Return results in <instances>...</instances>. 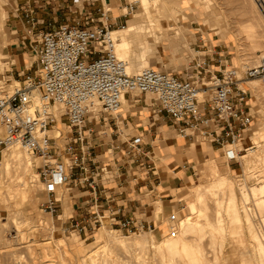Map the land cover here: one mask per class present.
Instances as JSON below:
<instances>
[{
	"label": "built area",
	"instance_id": "obj_1",
	"mask_svg": "<svg viewBox=\"0 0 264 264\" xmlns=\"http://www.w3.org/2000/svg\"><path fill=\"white\" fill-rule=\"evenodd\" d=\"M254 1L264 17V0ZM71 2L73 12H78L72 23L61 24L53 19L47 23L50 29L38 34L35 74L12 91H0V151L20 145L43 157L39 178L45 200L40 210L45 214L57 216L64 194L75 198L71 191L77 188L82 202L68 217L72 220L70 227L80 235H92L102 225L99 209L105 196L99 188L98 168L89 166L81 147L90 131L86 128L94 122L92 117L105 121L106 117L120 114L122 100L129 94H150L178 135L184 138L198 132L213 145L224 148L240 140L253 122L247 105L248 91L240 85L251 78L264 81V58L243 76L221 62L216 70L211 69L205 57L193 60L192 73L186 78L154 68L128 74L126 63L115 53L111 35L114 21H110L108 10L102 8L96 19L95 12L83 6V0ZM36 3L25 0L22 6L31 29L39 22L44 24L38 18ZM34 92L40 95L39 104L34 101ZM55 110L70 133L62 146L49 133L57 123ZM118 211H113L108 220L119 231L134 234L152 230L141 219L117 220ZM167 219L173 224L177 215L171 213Z\"/></svg>",
	"mask_w": 264,
	"mask_h": 264
},
{
	"label": "bare ground",
	"instance_id": "obj_2",
	"mask_svg": "<svg viewBox=\"0 0 264 264\" xmlns=\"http://www.w3.org/2000/svg\"><path fill=\"white\" fill-rule=\"evenodd\" d=\"M117 1L118 0H104L108 11L114 10L112 6L118 3ZM130 1L132 6L124 5L122 8V14L127 15L131 11L134 12L135 7H138L139 10L134 12L133 17L128 21V25L111 30V35L115 39V53L119 59L126 63V72L128 74H133L134 71L139 68L157 69V66L150 62V56L154 55L158 61H160L161 56L165 55L167 50L173 49L176 51L177 49L181 50L183 47L182 45L188 46L185 41V33L190 28L184 20L189 17L193 19V14L200 15L201 23L207 27H211L215 36H222L226 44H230L235 40L232 38V35L226 36L225 29L227 25L222 21L224 12L222 13L221 10H218L212 0ZM248 1L251 10L255 15L253 17H248L247 20L250 23L251 32L257 36L258 43L262 47L261 49H258L257 46L251 47V55L257 58L258 54H260V58H262L264 57V32H262L261 29L264 30V28L261 27H264V20H262V14L257 10L254 1ZM11 8L10 1H0V53L8 45V37L3 29L4 19L1 20V15H6L7 11ZM197 8L201 10L200 14L196 13L197 11L195 10ZM170 21H174V23L170 24ZM155 47L156 50L154 49ZM12 59L10 60V64L15 68L17 66V61ZM248 83L254 88L255 92L264 95V85L260 86L256 80H251ZM2 84L4 86V83L0 82V90ZM8 87H10L11 90L13 85L9 86L8 84L7 88ZM33 97L34 101L39 104L41 101L39 93L34 92ZM256 108V110L259 111L261 118L254 121L252 127L248 128V138L258 144L260 141H264V111L259 106ZM56 111L57 123L52 129H50L49 133L53 138L58 137L60 139L63 134L61 131L63 122L60 120V113L58 110H55V112ZM121 111L120 114L124 116V113H122L123 111ZM116 116H118V121L121 122L122 116H119V114ZM97 117L98 116H93L92 119L97 122ZM195 143L197 148L196 151L199 152V156L194 157L193 161L195 165L198 163L204 167L206 166L207 171L204 173L206 179L203 183L202 191L199 190L195 184H192L191 186L189 185L187 188L186 192L190 194L192 201H190L186 208H184V215L174 208L173 211L179 214V219L177 218L178 221L173 224L166 223L163 226L155 228L152 232H146V234L138 236L119 235V230L108 228V218L102 217V225L97 229L95 236L96 244L94 246L92 243L89 244L92 245L90 246L92 247L91 250H88V252L90 251V255H88L90 256V261L92 260L93 262L94 260L95 262V258L98 257L97 259L100 264H106L107 262L110 263L113 251H109V248H111L110 246L112 244L117 243V245L124 246L126 251L128 250L126 246L129 245H135L134 248L138 246L137 249H140L139 246L146 247V245H148L147 248H152L151 259L148 258L150 254H147V261L143 260L145 261L143 264H255V262L256 264H264L263 235L260 236L261 234H259V232L253 227L251 217L248 213L249 209H243L242 207L244 206L241 202L239 204L237 200L233 182L228 174V172L231 171L230 167L227 165L224 171L220 170L218 163L213 157H210L207 153H203L199 150V142L197 139L195 140ZM235 144L236 143L229 144L227 146ZM261 145L262 144L258 145L257 149L254 146H248L245 149L246 153L241 155L238 153L239 149H227L225 151V157L228 160L231 157L234 159L237 157L238 160H240L241 171L245 175L244 177L252 182L248 184V194L246 190H244L242 200L243 202L248 200L249 195L254 197L256 201L255 207L259 210L261 224L264 228V150L259 148ZM30 153L31 152L24 150L20 145H12L3 150L2 161L0 162V193L2 189L7 188V193L11 190L10 194H12V191H16L13 192L16 193L15 195L19 194V196H23L22 202H26L29 198L32 199V196L34 195L33 192L35 191L34 184L37 175L34 172L35 164ZM36 156L44 161L43 157L39 155ZM257 165L259 166L260 173L253 172V169L258 167ZM239 185H242V182ZM247 187H245V189H247ZM217 194H221V196H216ZM6 197H8V195ZM183 197L188 198L186 195ZM211 198L215 202L214 205H216L214 219L209 213L210 208L208 205V199ZM3 199V197L2 199L0 197V202H2ZM16 204H18V202ZM196 209H198L196 212L197 217L193 220L192 217ZM167 210L168 209L166 208L163 209L165 214L167 213ZM62 216H64V214ZM244 220L247 224H245V227L243 225ZM51 227L53 228V226ZM227 235H229V237H227ZM49 238L41 244H36L37 242L34 243L38 246L41 245L38 249L42 255L40 257L47 258L49 255L53 254V252L58 251L67 244L62 237L58 240ZM226 239L230 240L226 241ZM250 241L253 242V245L251 246L252 248L249 246ZM67 242H69L68 239ZM110 242L113 243L111 244ZM78 243L79 241L77 240L70 242L72 246H77L79 245ZM109 243L110 246L107 247ZM83 248L80 249V251L78 249V252H81V250H85L88 247ZM147 248H142V255L149 252V250L147 251ZM129 249H131V247ZM32 251L33 250L31 249V252ZM35 251L37 252V249ZM101 251L102 255L100 253ZM128 251L126 253H128ZM71 252H73V250ZM111 254V258L108 257ZM44 262L47 263L49 261L45 259Z\"/></svg>",
	"mask_w": 264,
	"mask_h": 264
},
{
	"label": "rangeland",
	"instance_id": "obj_3",
	"mask_svg": "<svg viewBox=\"0 0 264 264\" xmlns=\"http://www.w3.org/2000/svg\"><path fill=\"white\" fill-rule=\"evenodd\" d=\"M3 2V0H0ZM12 4V8L7 11L6 15H1V20H3V29L8 37V45L1 51L0 53V63H1V69H0V82L4 83V86L2 84L1 90L4 91H12L14 88L19 87L22 85L24 80L27 76L34 75L36 72V62H35V52L34 47L37 43L38 34L41 30H43L42 22H39L34 26V28L31 29L30 24H28L27 19L25 18L24 11L22 10L23 3L25 0H8ZM213 4L216 6L218 10H221L223 13L222 21L226 26V36L232 35L235 40L234 42L230 44H226L225 40L222 36H215L213 29L211 27H207L201 23V17L200 15H192L193 19L189 17L188 19L184 20L190 29L186 31L185 33V41L187 42L188 46H184L180 49H177L176 51L167 50L166 54L161 56V60L158 61V59L153 55L150 56L149 60L151 63L157 66V69L174 73L179 75L180 77H188L192 73V64L194 59H203L204 55L209 54L211 55L214 51L223 52L226 51V55L228 54L229 66L232 68H236L239 70L238 75L243 76L245 71L248 68L257 66L262 58H260V54H258V57L255 58L251 55V47L257 46L258 49H261V45L258 43L257 36L251 32L250 29V23L248 22V17H253L255 13L251 10V6L248 0H212ZM254 1V0H253ZM68 0H56V4H53V13L57 12L58 14V23H72L73 20L78 16V12H73L75 9L74 7L71 8V10L68 8L70 5L68 4ZM118 3L114 4L112 8L114 10L108 11L107 15L110 17V21L113 22L111 29H116L121 26H125L129 24V19H131L134 15V12H136L138 7H135L134 12L131 11L127 15L122 14V8L123 6H132L130 0H118ZM247 2V3H245ZM32 5L34 2H31ZM257 10L259 13H261L258 5L254 1ZM85 8L89 7V11L95 12L93 14L94 18H98L100 16V10L102 11V8L104 11L108 10L106 4L104 3V0H87L85 3ZM248 4V5H247ZM38 5V3H36ZM50 5L48 8L51 7ZM79 6L82 8V5L79 4ZM242 6V7H241ZM250 6V8H249ZM40 7V6H38ZM19 9L18 11L16 9ZM78 10V7H75ZM39 9V8H38ZM116 9V12H115ZM195 11L196 13H201V10L197 8ZM115 12V13H114ZM38 14V13H37ZM262 14V13H261ZM260 14V15H261ZM16 15V16H15ZM225 17V18H224ZM262 20H264L263 15H261ZM16 18V19H15ZM39 20H41V17L38 16ZM85 18V15H84ZM21 19V22H13L14 20ZM246 19V20H245ZM96 21V20H95ZM229 22V23H228ZM264 22V21H263ZM46 22V26H47ZM174 21H170V24H173ZM228 23V24H227ZM230 24V25H229ZM49 27V26H47ZM264 28V27H261ZM228 29V31H227ZM47 29L43 30L46 31ZM202 30V31H201ZM262 32H264L263 29H261ZM216 45V48L214 47ZM226 47H225V46ZM156 50V47L154 48ZM261 51V50H260ZM264 52V51H263ZM159 54V53H158ZM236 54V55H235ZM264 54V53H263ZM24 55V62L25 64H20L19 66H16L15 68L10 64V60L12 58L22 56ZM5 56V57H4ZM160 56V54H159ZM156 58V59H155ZM208 60H206L207 62ZM241 61V63H240ZM245 62V63H244ZM208 63V62H207ZM247 63V65H246ZM246 68H245V66ZM244 69H243V67ZM4 68V70H3ZM142 68L136 69L134 73L139 71ZM212 69V68H211ZM242 71V72H240ZM251 80H256V82L260 85H264V81L256 78L246 79L244 80L245 83H242L240 86H242L244 89H247L249 97L247 100V105L250 108V111L254 117L252 124L248 127H252L254 121L259 120L260 113L258 110H256V107H260L264 111V95H261L260 93L255 92L254 88L248 83ZM21 82V83H19ZM13 85V87L10 90V87L7 88V86ZM253 88V89H252ZM0 90V91H1ZM254 93V94H253ZM257 95V96H256ZM259 95V97H258ZM126 99L129 101L133 100H139L140 104H143L145 100H148V105L153 104L152 106L157 108V101L155 100L154 96L150 94H138V93H132L129 94ZM123 107L126 105V103L123 101ZM146 106V107H147ZM153 107V108H154ZM151 108V107H150ZM149 108V109H150ZM151 108V110H153ZM121 111V112H122ZM57 113V111H56ZM123 113V112H122ZM163 113H160V116H162ZM168 120V119H167ZM94 121V120H93ZM64 122V121H62ZM170 126L169 128L166 127L167 131L165 132L166 137H176L177 139H182L177 136V132L173 130V127H171L170 123H168ZM97 128L100 131H108L109 129L106 127L97 126ZM248 128L244 132L243 137L236 142L235 145L232 146H225L224 148L218 149L217 146H211L209 145V140L207 138H204L203 135H201L198 132L192 133V136L184 137V146L181 147L180 152L185 151H191L195 152L194 148L188 149L187 145L191 142H194L196 139L201 140L203 143L206 144L208 153L210 154V157H213L215 161L218 163V167L220 170L224 171L226 166L228 165L231 169V171L228 172L230 179L233 182V186L235 188L237 200L240 204L244 206L243 209H249L248 213L251 217V222L253 227L261 234L260 236L264 239V228L261 224V215L259 213V210L255 207V199L254 197H251L249 195V199L244 201L242 200V196L244 194V190H246L248 194V189L250 183H252L249 179L245 178L244 174L241 171V162L238 160L237 157L235 159H227L225 157V151L227 149L232 150H238V153L244 154L246 153L245 149L248 146H254L256 149L258 148V145L262 144L261 147L262 150H264V141H260L258 144L255 143L253 140H250L248 138ZM108 129V130H107ZM65 130H68L67 126L64 125L62 127V136L59 139L58 137L56 139V143L58 145H63L66 141L65 138L69 137L70 133H67ZM118 135H114L113 138L117 139ZM128 133H125L124 137L118 138L119 141H127L131 138ZM236 146V148H235ZM7 148V147H5ZM5 148L1 149L0 151V162L2 161V152L5 150ZM24 149V148H23ZM25 150V149H24ZM32 156V159L34 160V172L36 173V182L34 184L35 191L33 192L32 199L29 198L26 202H22L23 196H19V194L15 195L16 191H12V194L7 193L8 190L5 188L1 190L0 197L4 198L2 202H0V264H100L98 262V257H96L95 262L93 260L90 261V251L92 245L96 244V233L97 230L92 234H79L77 231H75L73 228L70 227V224L68 223V217L73 215V203L70 201V198L67 194V192L63 196L62 201V209L58 212L57 216H51L49 214L43 213L40 209L41 206L45 200V193L43 190V185L39 178V171L40 167L43 164V161L41 158L37 157L32 152L30 153ZM159 155V154H158ZM177 156V155H176ZM164 158V157H162ZM190 159V163L186 164V167L190 166V171L192 173V181L193 184L196 185V187L202 191L203 183L205 181V175L204 173L207 171L206 166L200 164H194V162ZM1 164V163H0ZM195 165V166H194ZM258 166V165H257ZM193 167V168H192ZM200 169V170H198ZM202 169V170H201ZM205 170V171H204ZM259 166L253 169V172L260 173L259 172ZM204 171V172H202ZM238 175V176H237ZM242 175V176H241ZM238 177V178H237ZM241 177V178H240ZM242 179V181H241ZM244 179V181H243ZM234 180V181H233ZM9 181V180H7ZM238 181V182H237ZM250 181V182H249ZM256 181V180H255ZM254 181V182H255ZM242 185H239L241 184ZM257 182V181H256ZM235 183V184H234ZM245 183V185H244ZM187 181L184 186H186ZM248 185V187H247ZM242 186V187H241ZM37 187V188H36ZM247 187V189H245ZM5 190V191H4ZM3 191V192H2ZM3 193V194H2ZM8 197H6L7 195ZM14 194V195H13ZM10 195V196H9ZM182 195H186L188 198L183 197V200L177 204V208L181 209L182 215L185 213L186 206L190 203L191 197L188 192H186V189H181L178 191L177 198H181ZM216 196H221V194H217ZM215 196V197H216ZM175 197V198H176ZM190 197V199H189ZM12 198V199H11ZM8 199V201H7ZM252 199V200H251ZM254 199V200H253ZM177 200V199H176ZM241 200V201H240ZM4 201V202H3ZM11 201V202H10ZM33 201V202H32ZM18 202V204H16ZM20 202V203H19ZM10 203V204H9ZM215 202L213 199H208V205H209V213L211 214L212 218L215 215V208L216 205H214ZM254 206H253V205ZM7 205V206H6ZM9 205V206H8ZM18 205V206H17ZM20 205V206H19ZM153 205V202H152ZM20 207V208H19ZM255 208V209H254ZM68 211V212H67ZM141 214L139 217L145 218V212L144 210H140ZM198 209L195 210V213L193 215V220L197 217ZM250 211V212H249ZM64 216H62L63 214ZM67 212V213H66ZM257 212V213H256ZM66 213V215H65ZM71 213V214H70ZM172 213H175L174 211ZM62 214V215H60ZM69 214V215H68ZM176 215L178 213H175ZM152 218H154L153 212H151ZM177 218L179 219V214L177 215ZM17 219V220H16ZM177 219V221H178ZM214 219V218H213ZM253 219V220H252ZM167 215L164 213L158 214V220L156 223L155 228H158V226H162L166 223H169L167 221ZM24 221V222H23ZM17 222V223H16ZM48 222V223H47ZM40 223V224H39ZM44 223V226H43ZM59 225V228H57V225ZM246 221L244 220V227H245ZM53 226V228L51 226ZM107 225L110 229H117L115 226H111L109 223V220L107 219ZM247 225V224H246ZM43 226V227H42ZM61 226V227H60ZM17 227V228H16ZM38 227V228H37ZM101 227V226H99ZM98 227V228H99ZM97 228V229H98ZM230 229V228H229ZM154 230V229H152ZM152 230L143 229L140 232L137 233H126L124 231H119V235H125V236H138L146 234V232H152ZM77 236H76V235ZM52 238L54 240H58L61 237L64 238L65 242L67 243L64 247L59 249L58 251L53 252V254L49 255L47 258L40 257L42 256L39 252V246L41 245H35L41 244L48 240V238ZM229 237V235H227ZM226 237V238H227ZM49 238V239H50ZM67 239L69 242H67ZM77 240L79 241V245L72 246L70 242ZM230 239H226L228 241ZM31 242V243H30ZM33 242V243H32ZM111 244L113 242H110ZM110 243L107 245L110 246ZM115 243V242H114ZM251 243V244H250ZM253 242H249V246L251 247ZM28 245V246H26ZM30 245V246H29ZM35 246V247H34ZM38 248H37V247ZM86 248L85 250H81V252H78V249H82L83 247ZM117 243L112 244L109 248L113 254L108 256L112 260L110 263H118V264H143L145 261H147V254H150L148 258L151 259V253L152 248L141 247L140 249L134 248L135 245H129L126 246L128 253H126V248L124 246H120ZM27 247V248H26ZM67 247V248H65ZM82 247V248H81ZM122 247V248H121ZM131 247V249L129 248ZM35 248V249H33ZM70 248V249H69ZM83 248V249H84ZM142 248H147L146 254L142 255ZM252 248V247H251ZM31 249L33 250L31 252ZM37 249V252L35 251ZM69 249V250H67ZM29 250V251H28ZM66 250V251H65ZM73 250V252H71ZM87 250V251H86ZM124 250V252H123ZM70 251V252H69ZM75 251V252H74ZM86 251V252H85ZM132 251V252H131ZM84 252V253H83ZM102 255V251L100 252ZM104 253V252H103ZM83 255V256H82ZM128 255V256H127ZM131 255V256H130ZM52 257V258H51ZM41 258V259H40ZM100 258V257H99ZM109 258V260H110ZM47 259L49 262L45 263L44 260ZM51 260V261H50ZM145 260V261H143ZM149 260V259H148ZM38 261V262H37ZM83 262V263H82ZM106 263V264H110ZM111 263V264H112ZM256 264V262H255Z\"/></svg>",
	"mask_w": 264,
	"mask_h": 264
},
{
	"label": "crops",
	"instance_id": "obj_4",
	"mask_svg": "<svg viewBox=\"0 0 264 264\" xmlns=\"http://www.w3.org/2000/svg\"><path fill=\"white\" fill-rule=\"evenodd\" d=\"M35 1L40 6L38 16L44 21L43 30L50 29L46 26V22L53 19L59 21L58 14L57 12L53 13L54 8L52 7L53 4H56V0ZM68 1L67 5H70L68 8L71 10L73 8L72 2L71 0ZM83 1L85 3L87 0ZM49 5L52 6L48 8ZM13 22H21V19ZM214 47L216 48V45ZM204 57L208 60L210 68L214 70L219 67V62L230 67V60L226 51H214L211 55L206 54ZM14 59L17 61V66L26 63L24 62V55L12 60ZM126 97L123 99L126 103L123 108L124 116L119 114L122 116V121L119 122L116 115L106 117L105 121L97 117L98 121H94L86 128L90 131L87 132V140L81 144V147L88 156L89 166L98 168L99 188L105 193V196L101 198L100 214L110 218L113 211L119 210L116 214L117 220L134 217L148 222L152 229H155L158 214L164 213V208L168 209L166 215H170L174 208L181 212V209L177 208V204L183 200L184 195L181 198L176 196L179 190L184 188L187 190L189 185L193 184L191 174H189L192 173L190 166L186 167V164L190 163V159L193 161L194 157H198L199 152L196 151L194 141L189 143L187 147L188 149L194 148L195 152L179 153L185 140L178 133L177 136L182 139L166 137V127H170L168 123L175 132L177 131L165 113L160 111L158 105L157 108L152 106L153 104L147 106L148 100L146 103L145 100H142L144 103L140 104V99L129 101ZM150 107H154L153 110ZM249 112L252 115L250 110ZM160 113H163L162 116ZM98 125L107 127L109 132L100 131L97 128ZM125 130L130 131L126 132ZM124 132L132 137L127 141H119L118 138L125 136ZM116 134L118 137L114 139L113 136ZM198 142L199 150L210 155L206 144L201 140ZM209 145L211 148L216 146L212 143ZM218 149L220 148L218 147ZM186 181L187 184L183 187ZM72 190L75 198H70V201L74 205L72 208L74 214L82 199L79 198L80 193L77 188H72ZM140 210H144L145 218L139 217ZM151 212H153L154 218H152ZM68 223L71 224L72 220H69ZM56 225L59 228V225Z\"/></svg>",
	"mask_w": 264,
	"mask_h": 264
}]
</instances>
